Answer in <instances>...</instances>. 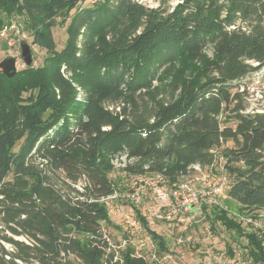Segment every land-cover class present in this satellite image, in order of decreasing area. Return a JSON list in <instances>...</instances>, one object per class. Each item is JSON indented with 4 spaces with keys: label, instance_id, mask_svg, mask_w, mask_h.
<instances>
[{
    "label": "trees",
    "instance_id": "obj_1",
    "mask_svg": "<svg viewBox=\"0 0 264 264\" xmlns=\"http://www.w3.org/2000/svg\"><path fill=\"white\" fill-rule=\"evenodd\" d=\"M82 1L0 0L47 51L12 78L0 70V264H150L104 231L103 199L117 188L109 156L119 153L136 160L127 174L171 178L222 154L228 198L264 210V112L246 113L239 91L247 60L264 67V0H182L172 10ZM64 25L58 50L53 29ZM193 66L203 78H191ZM155 83L169 86V99ZM213 208L203 210L212 228L246 239L251 264H264L259 234Z\"/></svg>",
    "mask_w": 264,
    "mask_h": 264
},
{
    "label": "rangeland",
    "instance_id": "obj_2",
    "mask_svg": "<svg viewBox=\"0 0 264 264\" xmlns=\"http://www.w3.org/2000/svg\"><path fill=\"white\" fill-rule=\"evenodd\" d=\"M95 1L97 0H83L79 4V8L92 5ZM142 2L151 8L161 7L172 10L182 0H142ZM0 21H3L0 28V61L8 57H15L18 71L25 69L27 66L21 56V46L22 44H28L33 55V66H41L47 57V51L33 44V38L25 28L24 19L17 15L6 16V14L0 11ZM66 28L67 25L57 26L53 29L58 50H61L65 46L67 40ZM10 41H15L14 46L9 44ZM206 54L209 58H214L213 48H209ZM246 63L252 67V70L239 82V91L242 92L246 105L245 112H264V67L250 60H247ZM178 68L183 69L181 65ZM197 71V68L193 66L190 72L192 79L198 80L203 78L197 74ZM155 86L158 87L159 99H169L171 91L166 83H155ZM111 108L113 109L114 107ZM120 109L121 107L116 110L120 111ZM117 158H124L127 166H134L136 160L130 158L128 153L109 156L112 167L110 177L115 181L117 194L124 197L127 195L130 181L136 175L127 174L123 172V169L116 168L114 163ZM225 163L224 157L222 154H219L215 162L216 173L221 171ZM173 165H175V161H168V166ZM214 206L228 211L229 215L241 223L247 232L255 231L260 233V235L263 232L264 216L262 215H264V210L244 209L229 199L227 193L221 196L214 205L209 207L208 212L210 214ZM107 208L110 212L112 224L105 226L104 231L115 244L120 245L122 248L126 245L135 247L137 255L145 256L150 264H207L208 255L206 251L210 250L214 255L220 254L229 258L231 257L228 251L229 248L233 249L236 255L241 256L244 264H251L247 250H245L246 239H237L234 233L227 231L219 222L215 223L212 228L211 222L206 218L204 213L196 215L201 217L200 222L190 227L184 234V239L192 237L191 241H186L182 244L178 243L182 225L176 228L166 225L150 227V230L156 231L166 242L168 251L162 252L142 225L138 230L136 228H127V224L123 220V214L134 217L138 222V217L130 207H127V203L123 204L120 200H115L111 201ZM7 247L9 246L7 245Z\"/></svg>",
    "mask_w": 264,
    "mask_h": 264
},
{
    "label": "built area",
    "instance_id": "obj_3",
    "mask_svg": "<svg viewBox=\"0 0 264 264\" xmlns=\"http://www.w3.org/2000/svg\"><path fill=\"white\" fill-rule=\"evenodd\" d=\"M9 44L14 46L15 41H10ZM114 164L116 168L127 167L124 158H117ZM145 169L148 170V166ZM217 173L215 164L210 167L194 164L185 170H180L174 178L165 172L136 175L128 185L126 196L122 197L115 192L114 195L103 199V202L107 207L115 200H120L123 204L127 203V207H130L138 217L137 222L134 217L123 214L127 228L138 230L141 225L143 226L138 215L146 222L149 229L158 225L172 228L182 225L178 237V243L182 244L192 239V237L184 239V234L190 227L200 222L195 221L196 215L202 214L205 206L209 209L231 187L224 166ZM193 209H197L194 214H192ZM262 231L261 235L258 234L264 246V227ZM206 254L207 264H244L241 256L236 253L229 258L220 254L214 255L210 250L206 251Z\"/></svg>",
    "mask_w": 264,
    "mask_h": 264
},
{
    "label": "water",
    "instance_id": "obj_4",
    "mask_svg": "<svg viewBox=\"0 0 264 264\" xmlns=\"http://www.w3.org/2000/svg\"><path fill=\"white\" fill-rule=\"evenodd\" d=\"M21 56L27 67H31L33 65V55L31 48L28 44H22L21 46ZM0 69L3 73L9 77H14L17 72V60L15 57H8L0 61ZM197 209L192 210V214L196 213ZM201 217L196 216L195 221H200Z\"/></svg>",
    "mask_w": 264,
    "mask_h": 264
}]
</instances>
